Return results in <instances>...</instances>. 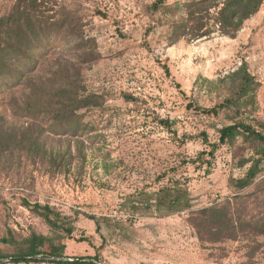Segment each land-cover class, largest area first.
Instances as JSON below:
<instances>
[{"label":"rangeland","instance_id":"obj_1","mask_svg":"<svg viewBox=\"0 0 264 264\" xmlns=\"http://www.w3.org/2000/svg\"><path fill=\"white\" fill-rule=\"evenodd\" d=\"M190 1L65 0L83 20L85 47L58 36L36 63L19 66L29 87L0 79L5 127L42 132L46 150L0 148L2 264H16L8 256L32 234L64 245L68 261L264 264V161L250 187L235 184L263 158L264 143L242 132L205 156L211 164L199 159L211 150L204 137L220 144L224 127L243 123L264 133V5L235 38L218 31L180 38ZM14 4L0 0V18ZM91 51L86 62L81 56ZM59 62L78 97L96 98L93 106L78 110L74 125L16 114V101L28 96L36 106V83L45 82L46 104L59 94L49 81L64 77L66 70L55 78ZM240 71L254 81L244 97ZM228 99L237 101L219 115L204 112ZM26 203L49 206L58 228ZM11 233L16 241L3 243Z\"/></svg>","mask_w":264,"mask_h":264},{"label":"trees","instance_id":"obj_2","mask_svg":"<svg viewBox=\"0 0 264 264\" xmlns=\"http://www.w3.org/2000/svg\"><path fill=\"white\" fill-rule=\"evenodd\" d=\"M64 1L14 0L15 4L11 12L0 18L1 80L14 78L17 81H23L24 85L29 87L30 78L28 74L25 75V71L20 69L19 66L36 63L38 51L41 48H46L58 36L63 41H65L64 37L66 40L68 39V42L77 49L85 47L83 20L71 12L68 13L67 7L63 4ZM263 5L264 0H193L184 4L186 17L177 26V31L180 38L187 39H202L213 35L217 31L225 36L235 38L242 31L245 23L260 12ZM81 57L85 58L86 62H90L88 60L93 59L95 54L92 51L84 52ZM67 69L69 67L61 62L54 69L57 71L55 78L65 70L66 73L61 78L63 81L49 80L51 84H55V88L59 93L51 99L49 104H46L47 96L44 97L45 82L36 83L34 87L39 86V92L37 91L39 101L36 102V106H33L34 101L28 96L21 104L16 101V114L29 115L35 118L51 116L60 125H74L76 123L74 120L77 116L76 112L93 106L92 100L96 98L91 96L78 97V91H73L70 87L72 79ZM242 71L238 73L241 76L237 91L240 97L247 95L254 83L253 77L246 71ZM236 101V99H228L226 103L207 109L204 112L209 115H219L221 110L231 107ZM242 132L264 143V133L258 132L252 126L243 123L231 125L219 130L220 144H211L207 136L204 137L205 142L210 144L211 150L208 153L203 152L199 159L203 160V163L211 164V161L206 159L205 156L214 158L220 145L226 144ZM14 133L13 129L5 127V122L0 117V148L9 150L14 146H20L22 150L46 152L42 132H35L34 128L30 127L19 131L17 134ZM263 161L264 149L263 158L254 163L244 178L235 181L239 190H244L255 182L261 172L260 166ZM26 206L33 213L45 218L53 227L58 228L57 223L51 219L53 212L49 206H42L38 203L34 205L26 203ZM65 231L69 235L73 233L71 228H66ZM15 241L12 233L9 237L2 239V242L7 244H13ZM24 242L26 243L24 249L21 248L19 252L8 256L13 263L94 264L92 260L85 258L73 259V261L63 260L65 258V246L56 245L52 239L43 235L32 234ZM78 242H87V239L81 238ZM40 256L44 259L37 258ZM4 258L6 257H0V264H2L1 259ZM94 260L98 261V258L95 257Z\"/></svg>","mask_w":264,"mask_h":264},{"label":"water","instance_id":"obj_3","mask_svg":"<svg viewBox=\"0 0 264 264\" xmlns=\"http://www.w3.org/2000/svg\"><path fill=\"white\" fill-rule=\"evenodd\" d=\"M38 258V257H37Z\"/></svg>","mask_w":264,"mask_h":264}]
</instances>
